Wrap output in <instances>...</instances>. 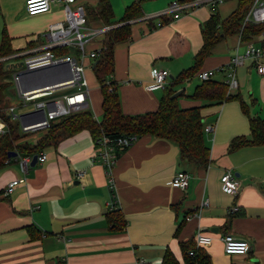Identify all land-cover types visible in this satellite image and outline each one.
<instances>
[{"label":"crops","instance_id":"obj_1","mask_svg":"<svg viewBox=\"0 0 264 264\" xmlns=\"http://www.w3.org/2000/svg\"><path fill=\"white\" fill-rule=\"evenodd\" d=\"M109 1L114 21L134 2H139L142 12L130 21V37L114 45V71L109 77L115 84L121 111L128 115L158 108L164 88H146L151 69L166 68L171 82L193 65L203 43L201 25L212 8L225 18L237 4V0H221L208 3L211 11L204 3L178 18L174 13L164 14L168 21L158 26L160 14L168 5L183 0ZM25 2L0 0V44L6 34L11 48L18 52L37 47L48 26L64 19L58 2L36 15L26 13ZM96 4L97 0H75L72 6L87 9ZM101 27L94 23L93 28ZM175 34L188 43L187 49L177 55L169 45ZM102 37L89 47L101 46ZM260 38H264V29L245 41L239 34L224 38L212 48L199 70L226 64L235 52L243 51L246 42H258ZM84 62L93 74L92 62ZM236 75L238 87L233 93H239L250 115L264 118V75L250 60L236 68ZM186 82L173 86L176 91L183 89L184 96L177 102L181 107L200 105L201 101L187 97L192 87ZM89 101L90 93L88 106ZM201 114L204 128L214 127L204 134L210 148L206 167L180 161L173 142L143 135L117 152L113 189L101 162L92 160L99 146L87 130L40 151L47 154V159L29 166L25 173L19 157L11 158L0 168V264H137L140 259L162 264L166 250L178 264H186L180 243L190 240L197 229L212 236L205 248L211 264H264V145L230 148L233 138L250 137L248 118L237 100L204 106ZM95 118L101 120L102 109ZM179 170L191 175L184 190L170 184ZM227 171L240 182L236 195L222 190L220 178ZM78 172H84L83 177L78 178ZM23 177L25 181L9 195L3 194L11 180ZM112 202L126 221L120 230L108 226ZM233 207L238 209L230 212ZM195 210L198 214L186 220L185 216ZM225 233L245 240L247 253H225L221 240Z\"/></svg>","mask_w":264,"mask_h":264},{"label":"trees","instance_id":"obj_2","mask_svg":"<svg viewBox=\"0 0 264 264\" xmlns=\"http://www.w3.org/2000/svg\"><path fill=\"white\" fill-rule=\"evenodd\" d=\"M251 3L252 0H237L236 7L225 18L220 17L217 8L213 7L209 17L201 25L203 43L194 56L193 65L173 77V80L164 88V93L155 111L128 115L122 113L115 84L109 77L114 71V45L130 37V21L140 17L142 12L139 2H134L125 8L124 14L119 20L114 21L110 1L97 0V4L94 7H87L85 12L86 23L93 22L102 25V27H110L102 33L103 37L100 41L103 48L92 60L91 65L102 92V118L100 121L96 120L88 107L71 112L52 120L49 128L34 143L19 142L20 138L26 134L19 131V127L4 111L9 105L3 103L1 96L5 88L1 76L12 70L5 61H0V114L8 126L7 132L0 135V168L11 160L7 155L10 151H16L20 155L38 154L50 146H56L61 139L71 137L82 130H87L95 142L103 135L109 138L123 135H133L138 138L143 135H151L155 138L165 139L176 144L180 161L191 163L197 167H206L210 159V148L205 143L201 109L207 105H218L233 99L239 101L243 113L248 118L250 137L237 136L233 138L230 148L264 145V118L250 115L248 105L241 99L239 93L229 92L228 85L223 80L211 78L201 81L193 88L187 97L201 101L200 105L181 107L177 102L178 97L170 98L176 91L173 86L190 81L195 77L204 59L218 42L235 34H239L244 41L249 40L264 29V23L255 24L244 21ZM161 16L160 24L163 25L168 20H165L166 17L163 15ZM169 45L172 53L177 55L187 49L188 43L184 37L175 34L171 37ZM17 52L11 48L9 38L4 34L0 44V57ZM4 63L6 64L4 65ZM96 145L98 144L96 143ZM107 222L111 230H120L126 223L119 209L108 211ZM180 227L181 224L176 231ZM180 247L186 264H211L205 248L196 246L194 236L190 240L181 242ZM191 250L194 251L193 256L188 254ZM162 264H178V261L171 251L166 250Z\"/></svg>","mask_w":264,"mask_h":264},{"label":"built area","instance_id":"obj_3","mask_svg":"<svg viewBox=\"0 0 264 264\" xmlns=\"http://www.w3.org/2000/svg\"><path fill=\"white\" fill-rule=\"evenodd\" d=\"M218 1L221 0L173 1L168 5L164 11L165 13L162 12L160 15L174 13L175 16H178L188 8ZM57 2L62 4L64 19L48 26L47 30L42 34V43L29 50L0 57V61H5L8 67L12 63L17 64L16 59L20 60L21 65L10 66L12 70L10 74L14 84L13 92L22 99L24 108L18 109L14 105H9L4 111L11 120H19V131L23 134L45 131L55 118L88 107L89 88L85 76V67L89 64L85 63L84 60L88 59L91 63L101 48H103V45L98 48L93 47L88 54H85V44L94 42L103 32L110 28L86 29L84 27L86 24L85 9L82 5L73 7L72 4L75 0H35V2L26 0L25 11L28 15L44 13L50 9L52 4ZM244 21L255 24L264 23V0H252ZM157 25L161 26L160 23ZM68 47L79 53L81 59H76L74 52L69 53ZM62 49H65V51H62ZM248 60L251 61L259 74L264 75V38H260L258 42H246L243 51L235 52L226 64L212 69L198 70L195 76L201 81H205L213 78L215 73H222L225 75L223 81L228 85V91L230 92L238 87L236 68ZM50 68H55V79L63 78L66 74H69L70 77L36 89H21L20 80L25 74ZM169 82L170 74L166 68L153 67L151 69V80L146 88L149 90L163 89ZM62 89H67L68 91L62 95H57L56 93ZM41 111H43V117L40 114ZM22 115H26V117L23 118ZM213 128V126H207L204 131L211 132ZM7 130L8 126L0 114V135L5 134ZM136 139V136L133 135H123L116 138H109L103 135L96 142L99 146V151L96 157L93 156L92 160L101 162L112 189L114 186L112 171L116 163L117 152L129 147ZM32 156V154L22 156L18 154L19 163L24 173L27 172L30 166ZM46 159L47 154L39 152L36 163H43ZM83 175L84 172L77 173L78 178L83 177ZM190 176L189 172L179 170L171 178L170 184L173 187L184 190L189 184ZM220 180L224 192L232 195L238 193L240 182L230 171L225 172ZM24 181V177L11 180L5 187L3 194L9 195L18 184ZM204 203L207 204V200ZM110 208L118 209L114 202L110 203ZM237 209V207H233L230 212H234ZM197 214L198 211L195 210L187 214L185 219L188 220ZM194 238L197 247L206 248L212 242V236L203 233L200 229L196 230ZM221 240L224 252L227 254H245L248 251L247 242L235 238L232 234H223ZM188 254L193 256L194 251L191 250ZM137 264H150V262L140 259Z\"/></svg>","mask_w":264,"mask_h":264},{"label":"rangeland","instance_id":"obj_4","mask_svg":"<svg viewBox=\"0 0 264 264\" xmlns=\"http://www.w3.org/2000/svg\"><path fill=\"white\" fill-rule=\"evenodd\" d=\"M209 5L210 7L206 6L207 9L209 11H211V5L210 4H206ZM202 6V5H201ZM193 8H188L186 10H184L181 14H179L180 16L185 15V14H190L192 12ZM178 15V16H179ZM175 17V18H178ZM86 29H93L94 27V23H87L84 26ZM22 42V41H21ZM92 43V42H90ZM87 43L85 44V54H88L89 51L91 49H93V47H89V44ZM69 50V53H73L75 55V58L80 60L81 56L79 53H76L75 51H73V49L71 47L67 48ZM17 62L20 60H16ZM6 63H4L5 65ZM240 70V69H239ZM85 76L86 79L88 81V87L90 89V101H89V106H88V110L92 113V115L95 118L96 113L102 109L101 107V103H102V92H101V88H100V84L98 83L97 79L95 78V76L90 72L89 66L85 67ZM215 79L218 80H224L225 75L222 73H215L214 76ZM95 79L97 82H95ZM1 81H3L5 83V88L3 89V92L1 93V96L3 97V103H5V105H14L16 106L18 109H23V103H22V99L19 98L14 92H13V88H14V84L12 82L11 79V74L8 72L7 74H4V76H1ZM201 82V80L199 78H197L196 76L193 77L189 82H186L187 85H191L192 88H188L187 92H191L193 90V88L199 84ZM98 83V84H96ZM68 90L67 89H62L60 91H58L56 94L57 95H62L63 93H66ZM235 90H232L231 93H233ZM184 96V95H183ZM182 95H180L178 97V100H180V98H183ZM179 104V102H178ZM180 105V104H179ZM13 123H15L18 127H19V120H11ZM45 132V131H43ZM42 131H37V132H33V133H28L25 136L21 137L19 142H23V141H28L31 143H34L43 133ZM20 155V154H19ZM22 156V155H20Z\"/></svg>","mask_w":264,"mask_h":264},{"label":"water","instance_id":"obj_5","mask_svg":"<svg viewBox=\"0 0 264 264\" xmlns=\"http://www.w3.org/2000/svg\"><path fill=\"white\" fill-rule=\"evenodd\" d=\"M21 65V64H19ZM14 67H16L14 65ZM55 68H50L46 70H41L37 72H30L28 74H25L22 79L20 80L21 89H36L40 88L46 85H50L59 81L66 80L70 77L69 74H66L63 78L55 79L54 78ZM183 89H179L175 91L170 98H177L180 95H182ZM41 116L43 117V111L40 112ZM23 118L26 117V115H22ZM8 158H16L18 156V153L16 151H10L8 152ZM37 162V154H34L32 156V160L30 162V166H34Z\"/></svg>","mask_w":264,"mask_h":264},{"label":"snow or ice","instance_id":"obj_6","mask_svg":"<svg viewBox=\"0 0 264 264\" xmlns=\"http://www.w3.org/2000/svg\"><path fill=\"white\" fill-rule=\"evenodd\" d=\"M32 2H35V0H32Z\"/></svg>","mask_w":264,"mask_h":264}]
</instances>
